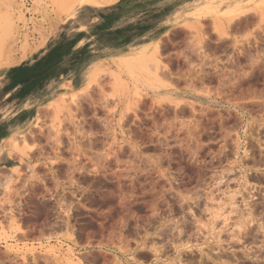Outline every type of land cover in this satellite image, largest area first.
I'll use <instances>...</instances> for the list:
<instances>
[{"label":"rangeland","instance_id":"1","mask_svg":"<svg viewBox=\"0 0 264 264\" xmlns=\"http://www.w3.org/2000/svg\"><path fill=\"white\" fill-rule=\"evenodd\" d=\"M107 3L0 0V264H264V0Z\"/></svg>","mask_w":264,"mask_h":264},{"label":"bare ground","instance_id":"2","mask_svg":"<svg viewBox=\"0 0 264 264\" xmlns=\"http://www.w3.org/2000/svg\"><path fill=\"white\" fill-rule=\"evenodd\" d=\"M62 1V0H61ZM110 1H112V0H103V3H107V2H110ZM71 3V2H70ZM63 4V3H62ZM108 4V3H107ZM61 8H63V7H61ZM60 8V9H61ZM237 8V7H236ZM131 45V44H130ZM95 46V45H94ZM99 46V45H98ZM126 47V46H125ZM127 48V47H126ZM151 57V56H150ZM141 61H143V60H141ZM140 60L138 61V62H141ZM123 63H130V65L129 64H127L126 66H128V68L129 69H132V70H134V69H138V67H137V65L135 64V61L133 60V59H129V60H125ZM139 64V63H138ZM139 65H141V63L139 64ZM155 65V64H154ZM85 66V65H84ZM152 66V65H151ZM151 66H150V68H151ZM157 66V65H156ZM83 67V66H82ZM155 69H156V67H155ZM158 71H160V70H158ZM74 72V71H73ZM71 73V72H70ZM155 74V73H154ZM72 78V77H71ZM76 78V77H75ZM74 79V78H73Z\"/></svg>","mask_w":264,"mask_h":264},{"label":"crops","instance_id":"3","mask_svg":"<svg viewBox=\"0 0 264 264\" xmlns=\"http://www.w3.org/2000/svg\"><path fill=\"white\" fill-rule=\"evenodd\" d=\"M87 68H88V66H87Z\"/></svg>","mask_w":264,"mask_h":264}]
</instances>
